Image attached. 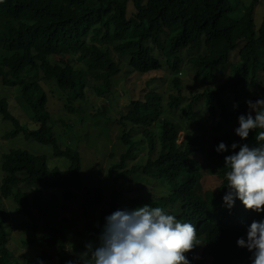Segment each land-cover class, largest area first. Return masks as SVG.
<instances>
[{
	"label": "trees",
	"instance_id": "obj_1",
	"mask_svg": "<svg viewBox=\"0 0 264 264\" xmlns=\"http://www.w3.org/2000/svg\"><path fill=\"white\" fill-rule=\"evenodd\" d=\"M259 2L132 0L133 11L129 12V0H0V115L14 125L5 137L23 134L51 148L60 161H67L51 168L45 155L22 149L3 155L0 264H15L8 249L3 213V200L11 196L24 225L42 246L59 249L58 264L74 262L75 258L63 249V227L53 222L55 200L67 208L66 203L77 198L88 218L102 205L103 191L99 187L87 188L82 198L75 197L73 189L82 185L81 155L72 145L64 146L61 135L54 132L48 95L40 82L45 79L62 91L68 110L74 112L73 103L85 99L91 81L98 97L111 93L113 79L121 71L113 53L128 60L130 71L142 75L165 71L173 75L175 89L180 88L178 78L185 68L195 71L196 79L214 86L194 95L187 108L182 105L187 99L181 97L180 90L178 95L164 100L152 90L153 80H149L144 99L131 101L120 113L117 124L122 128L126 150L118 162H112L109 177L113 182H156L164 192L151 198L141 188L136 194L146 191L144 196L127 199L119 188L113 195L111 211L102 217L117 211V202L137 205L135 209L145 204L160 206L178 220L195 225L203 245L187 253L192 264H252V253L239 247L237 241L247 239L248 227L253 221H264V213L247 210L238 198L233 208L226 206L223 197L229 189L225 157L239 151V147L231 148L233 143L258 146L254 137L259 130L242 140L223 129L238 122L248 108V100L264 98V20L257 29L254 18ZM3 88L16 90L36 129L20 125L9 111L11 105ZM257 90L260 93L254 95ZM198 104L206 109L207 120L215 123L213 143L205 155L209 172L215 173L220 182L214 192L201 191L204 164L196 154L203 139L201 132L206 128L194 110ZM179 112L185 114L184 119L179 118ZM181 131H185V140L179 143ZM220 142L228 145L227 152L216 151ZM141 150L145 151L144 162L137 160ZM110 156L114 157V153ZM21 185L27 189L22 191ZM28 189L32 196L26 192ZM119 196L122 198L118 200ZM87 222L76 250L92 244L91 231L99 229L93 221ZM105 224L101 223L100 230Z\"/></svg>",
	"mask_w": 264,
	"mask_h": 264
},
{
	"label": "rangeland",
	"instance_id": "obj_2",
	"mask_svg": "<svg viewBox=\"0 0 264 264\" xmlns=\"http://www.w3.org/2000/svg\"><path fill=\"white\" fill-rule=\"evenodd\" d=\"M246 4L249 0H243ZM257 4L255 8V22L257 29L261 27L264 20V3ZM133 11L132 0H129V12ZM115 62L119 64L121 69L120 73L114 77L111 93L106 96L98 97L95 90L92 89L94 82L91 81L90 86L88 85L86 96L84 100H78L73 103L74 112L68 110V100L66 95L60 91L51 83L45 79H41V84L45 88L48 95V110L51 114V125L54 132L59 136L63 143L70 144L73 148L78 149L77 151L81 155L82 159V185L76 189H73L75 197L82 198L84 191L87 188L99 187L103 191L102 205L95 210V212L89 214L88 218L84 216L81 211L82 202L75 198L70 201L67 208L63 207L62 201H56V208L53 215V222L56 226H62L64 234L66 236L63 249L65 253L72 255L75 258L74 264H80L83 259L81 254L87 252V249H75L78 244V240L81 237V232L85 231L87 220L94 222L95 226L99 229H93V242L94 246L98 245L99 237L103 230H100L101 223H106V217L103 215L111 210V202L114 193L119 192L121 188L125 192L127 199L137 198L139 195H145L146 191L136 194L141 188L149 192V197L156 198L158 195H162L164 190L156 182H149L146 185L139 184L136 181L127 182L126 180H120L113 182L112 177H109L108 170L112 165V162H118L120 155L125 152L126 148L122 143V128L117 124L120 118V113L125 111L127 106L133 100H143L144 95L147 91V82L153 80L151 83L152 90L155 93L160 94L164 100L169 95H178L180 90L181 97L187 100L182 104L187 105L190 99L197 95L211 89L214 84L206 81H200L196 79L195 71L185 68L182 74H179L180 88L175 89L173 86V75H169L165 71L154 72L150 74L142 75L135 71L128 69V60L125 57H119L116 53H113ZM187 60V58H186ZM130 71V72H129ZM87 76V75H86ZM153 78V79H152ZM86 79V78H83ZM90 83V81H89ZM221 83V82H219ZM1 86V82H0ZM5 91V97L10 102L11 107L9 111L15 118L19 120L20 125L30 130L37 128V125L32 123L28 119L29 111L26 108H22V102L18 99L16 90L10 88H3ZM8 91V93H6ZM259 90L254 93L258 95ZM1 94L2 91H1ZM106 109H105V108ZM189 106L187 105V108ZM248 107V106H247ZM233 110V108H228ZM197 117H201L203 125L206 128L201 132L202 142L200 151L197 152V159L204 164L201 178V191H216L219 186V179L215 173H210L208 164L205 159V155L211 149L215 125L212 119L207 120L208 113L206 109L201 107L200 104L194 108ZM249 107L244 109L242 114L246 115L249 112ZM255 113L253 112V115ZM185 114L179 112V118L184 119ZM30 118V116H29ZM207 120V121H206ZM183 126L185 124L181 122ZM239 127V123L234 121L230 125H226L223 130L232 132L233 138L236 136L235 129ZM222 128V127H221ZM14 129V125L11 121H6L0 115V165L3 159V155L9 153L12 149H22L36 155H45L47 158L48 166L54 168L59 164H65L67 161H60V158L54 157L51 148L40 144L34 140L27 139L20 134L16 137L5 136ZM196 135L197 133L194 132ZM235 134V135H234ZM67 140L68 142L66 143ZM185 140V131L179 132V143ZM62 142V141H61ZM114 153V157L110 154ZM138 158L141 162L144 160L142 157L145 155V151H138ZM2 170L0 166V180L2 179ZM132 180V179H131ZM115 186H119L117 191ZM130 188V189H129ZM22 191L27 189L21 185ZM26 192L32 196L31 190ZM142 196V197H143ZM122 196L118 198L121 199ZM146 197H144L145 199ZM126 206V207H124ZM135 206L130 203L117 202L115 207L117 210L120 208H127L134 210ZM17 204L13 196L9 199L3 200V213L5 217V228L7 231L8 249L11 254V261L15 264H38L40 260L44 261V264L49 262L51 264H58L59 256L57 247L45 248L42 246L39 238L34 237L32 231H30L25 225L22 216L16 211ZM139 207V206H138ZM137 207V208H138ZM62 220V221H61ZM90 232H88L89 235ZM32 241V244H28ZM68 262V261H67Z\"/></svg>",
	"mask_w": 264,
	"mask_h": 264
},
{
	"label": "clouds",
	"instance_id": "obj_3",
	"mask_svg": "<svg viewBox=\"0 0 264 264\" xmlns=\"http://www.w3.org/2000/svg\"><path fill=\"white\" fill-rule=\"evenodd\" d=\"M246 103L250 110L238 117L235 133L247 140L250 133L259 130L254 137L258 146L231 145L239 151L225 157L229 191L223 200L229 209L238 198L247 210L264 213V98ZM216 151L227 152L228 145L220 142ZM105 219L99 244H87V252L81 254L84 264H192L187 253L203 245L194 224L178 220L160 206L117 210ZM237 244L252 253V264H264V221H253L247 239L241 237Z\"/></svg>",
	"mask_w": 264,
	"mask_h": 264
}]
</instances>
